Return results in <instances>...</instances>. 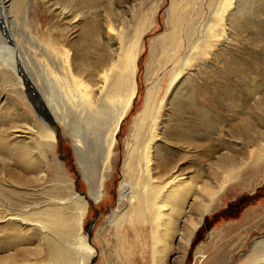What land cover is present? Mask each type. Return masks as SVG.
Segmentation results:
<instances>
[{"label": "bare ground", "instance_id": "1", "mask_svg": "<svg viewBox=\"0 0 264 264\" xmlns=\"http://www.w3.org/2000/svg\"><path fill=\"white\" fill-rule=\"evenodd\" d=\"M15 6V0H0V77L16 87L13 91L30 108L38 125L22 127L26 130L24 137L16 131L0 130L1 135L7 133L4 139L0 136V146L17 157L26 171L51 184L40 191L39 197L37 191H20L10 184L1 189L4 197L0 201L10 206V213L0 210V220L8 221L11 231L7 236L10 249L6 252L35 243L38 250L33 254L37 262L26 258L17 263L7 256L1 258L0 264H93L96 249L91 246V229L87 228L88 234H83L84 221L90 204L106 197V179L116 166L118 133L139 95L141 41L152 26L157 9L144 14L129 34L120 36L113 27L105 30V40L111 47L120 44L121 54L117 57L116 51H111L105 61L99 60L101 63H91L90 56L80 61L66 46V36L58 40L49 32L37 48L44 59L27 50L35 63L34 74L25 51L23 56L17 38L3 23ZM263 11L264 0H213L207 4L203 0H172L168 33L152 42L153 52L158 50L162 56L154 70L160 73L168 65H174V71L161 97L162 78L149 85L145 107L136 116L135 128L125 140L123 181L117 206L107 222L119 230L128 226L136 239L148 247L153 264H169V256L177 253L175 239L181 242L185 258L205 214L218 208L226 188L236 181L254 177L256 180L264 175L261 168L264 141L250 146L246 153H235V157H217L216 166L210 164L206 169L213 182L201 180L202 171L193 167L190 158L193 147L203 148L205 160L216 156L212 133L221 132L216 136L218 140L226 125L243 122L247 109L260 100V85L247 80L245 71L239 67L231 72L237 81L228 78L219 88L199 90L194 84L188 90L180 87L184 78L191 79L194 67L206 66L211 57L226 48L237 31L253 29L258 33L260 23L256 17ZM153 60L152 54L148 74L154 67ZM252 60L253 69H248L247 75L258 68L256 58ZM3 97L0 94V108ZM173 97L180 99L176 101L174 110L178 113L171 123L164 111ZM225 113L232 117L227 124ZM24 114L31 120L27 112ZM63 130L70 135L90 182L89 195L76 191L74 179L66 170L53 180L48 178L44 155L58 148ZM247 168H252L253 174L243 178ZM124 236L123 239L127 234ZM251 250L243 264H264V236L254 239Z\"/></svg>", "mask_w": 264, "mask_h": 264}, {"label": "rangeland", "instance_id": "2", "mask_svg": "<svg viewBox=\"0 0 264 264\" xmlns=\"http://www.w3.org/2000/svg\"><path fill=\"white\" fill-rule=\"evenodd\" d=\"M15 1L14 12L9 14L7 21L3 23L5 27L8 25L11 33L17 38V42L21 46V53L22 55L26 53L25 58L29 61V69L34 74H36L35 63L32 61L29 53H27V50L35 51L39 56L38 59H44L42 52L37 48H39V42L43 43L48 38L49 32L58 40L66 36V46L77 55L80 61L90 56L91 63L94 62L93 64H96V61L98 63L105 61L110 56L111 51L115 50L117 57L121 54L120 44L111 47L107 43L103 36L105 30L113 27L115 32L120 33V36L129 34L144 14L149 13L152 8L157 9L153 16V24L143 34L141 41V51L138 59L139 69L137 72L139 95L135 100L134 106L124 119L122 128L118 133L120 143L117 147L116 166L106 179V197L97 204H90L83 229L84 235L88 234L87 228L91 229V246L96 249L93 264H153L151 254L147 249L148 247L143 241L136 239L128 226L119 230V228H116L107 221L110 215L113 214L119 199V188L123 181L124 150L127 149L125 140H127L135 128L134 120L136 116L145 107L149 85L157 84L158 77H161V97L170 83L169 76L174 71V65H168L163 72L157 73V70L154 69L157 68L162 56L158 50L157 52H153V49H151L154 39L168 33L170 26L169 8L171 7L172 0ZM203 1L206 4L213 2V0ZM74 17H77V20L72 19ZM256 22L260 23L258 33L256 32L257 30L254 31L253 29L237 31L236 34L232 35L231 41L228 42L229 44H227L225 49L217 53L216 57H211V62L209 61L206 66L194 67L191 79L184 78L181 83V89H191V86L194 84L197 87L196 89L203 90L210 88L212 90L216 86L219 88L228 78L236 82L237 78L231 72L240 67L245 71V78L252 82L255 81V83L260 85L259 87L262 90V93L259 95L260 100L253 102L251 107L244 113L243 122H238L234 126L229 124L227 127L226 125L218 140H216V136L219 133L221 134V132L216 130L212 133L211 142L214 144L216 152H218L216 156L214 154V156L205 160L202 158L204 154L203 148H191L190 152L193 153H191L190 158L194 161L193 167L199 172L202 171L204 173L201 172L203 176L201 180L214 181L213 178L210 179L207 173L208 170L206 169H209L210 164L213 167L216 166L215 163L219 162L217 157L219 158L222 155H232L235 157V153L238 154L241 151L246 153L250 146L264 141V11L256 17ZM2 33L4 34V30ZM97 44L98 47H96ZM96 53L98 56H96ZM152 54L155 68L152 67V72L148 74L147 69L149 63H151ZM252 58H256L257 61L254 60V62H256L255 64L258 68L256 67L257 70L254 69L250 73L249 71L253 69V64L250 62ZM248 69L249 75L246 73ZM252 82L249 83L250 86L254 84ZM14 88L16 89L15 86H11L9 81L2 80L0 77V94L4 96L1 100L0 108V130L4 131V133L16 131L18 136L24 137L26 130L22 127H37L38 122L36 123V117L32 114L30 108L16 96L18 92H14ZM212 96L215 97L216 95L213 94ZM178 99L180 98H174L173 101L170 99L171 101L164 111V116L168 114L167 119L171 123V118L174 119L178 113L174 110ZM250 100L251 96L249 97ZM24 112L30 115L32 121L25 118ZM225 115L227 124L232 117L229 113H225ZM34 131L37 133L36 128ZM4 133L3 135L0 133L3 139L4 135L7 134ZM38 152L36 151L37 154ZM39 154L42 156L40 152ZM44 156L47 161V169L49 170V180H53L57 175L66 170L68 175L74 179L76 191L82 195H89L90 182L80 166L72 139L67 131L63 130L60 133L58 148L53 151H46ZM22 165L17 157L7 152L6 148L0 146L1 198L4 197L1 189H7L8 184L18 187L20 191H37L39 192L36 193L38 197L40 191H44L43 188L51 184L48 180L43 181L40 178L38 179L36 174L26 171L25 166ZM261 168L264 169V163H262ZM252 174V168H247L243 178H250ZM32 177H35V179L28 180ZM254 180L255 177L249 181L243 179L234 182V185L226 188L225 194L219 201L218 208L205 214L206 217L196 230L185 258L182 256L181 242L175 239L177 253L169 256L168 263L243 264L246 262V257L249 253H252L251 249L254 246V239L264 236V175ZM249 184H251V187H249ZM0 210L4 213H10V206L0 201ZM8 226H10L8 221L0 220V249L2 248L0 250V261L2 257L6 259L7 256H11L10 258L17 263H21L26 258L37 262L36 258L33 257V254L38 250L36 243L26 248L21 247L15 252H9V254L6 252L7 249H10L7 245V236L11 234ZM126 234L128 238L123 239V236Z\"/></svg>", "mask_w": 264, "mask_h": 264}]
</instances>
